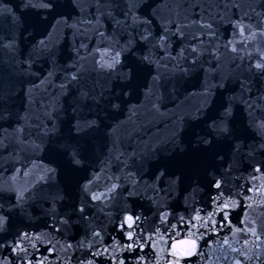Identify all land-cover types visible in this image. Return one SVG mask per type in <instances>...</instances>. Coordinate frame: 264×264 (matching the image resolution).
<instances>
[{
    "label": "water",
    "instance_id": "95a60500",
    "mask_svg": "<svg viewBox=\"0 0 264 264\" xmlns=\"http://www.w3.org/2000/svg\"><path fill=\"white\" fill-rule=\"evenodd\" d=\"M0 217V264H264V0H0Z\"/></svg>",
    "mask_w": 264,
    "mask_h": 264
},
{
    "label": "snow or ice",
    "instance_id": "6c2138e0",
    "mask_svg": "<svg viewBox=\"0 0 264 264\" xmlns=\"http://www.w3.org/2000/svg\"><path fill=\"white\" fill-rule=\"evenodd\" d=\"M41 43H43V41ZM233 50H235V49H233ZM258 67H260V65H258ZM225 206H227V205H225ZM195 219L196 220H200L201 218L199 217V215H197V217ZM128 222H129V226L131 227L132 217H128ZM2 224H3V218L0 217V226H2ZM236 231L239 232L241 230L240 229H236ZM253 234H255L254 230H253ZM189 236H190L189 242L191 243L192 247L195 248V239H194L195 234L194 233H191V234H189ZM129 239H132V234L131 233H129ZM222 243L224 245H229L231 247V245L229 244V240L227 238H225L222 241ZM232 250L235 251L236 249L235 248H232ZM177 264H179L178 261H177Z\"/></svg>",
    "mask_w": 264,
    "mask_h": 264
}]
</instances>
